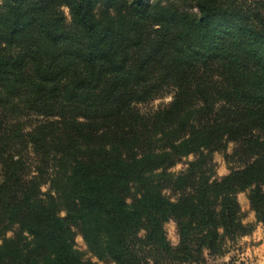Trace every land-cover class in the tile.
Masks as SVG:
<instances>
[{
  "label": "trees",
  "instance_id": "obj_1",
  "mask_svg": "<svg viewBox=\"0 0 264 264\" xmlns=\"http://www.w3.org/2000/svg\"><path fill=\"white\" fill-rule=\"evenodd\" d=\"M244 191L264 234V0H0V264H204Z\"/></svg>",
  "mask_w": 264,
  "mask_h": 264
},
{
  "label": "rangeland",
  "instance_id": "obj_2",
  "mask_svg": "<svg viewBox=\"0 0 264 264\" xmlns=\"http://www.w3.org/2000/svg\"><path fill=\"white\" fill-rule=\"evenodd\" d=\"M65 19L69 22V15L66 8H62ZM171 100V95L162 98H156L151 102L141 105V110L155 109L163 106ZM234 144L229 143L224 152L216 151L212 154L213 177L218 179L229 173L230 168L239 166L240 163L232 158L230 155L233 151ZM227 154V157H226ZM193 159L192 155L183 157L174 167L170 169L172 172H179L186 167V163ZM45 190V188H43ZM166 195H170L167 190L164 191ZM173 198V197H172ZM237 200L241 208V217L243 223H252L254 230L249 235L241 236L235 240L226 239L223 244L225 253L222 256H209L205 252V259L207 264H264V247H260L261 237L264 239L263 228L261 223H257L254 212L249 208L247 199V191L237 194ZM166 238L172 245H176L178 237L175 230V223L168 221L164 224ZM10 235V233H8ZM242 238H247L242 240ZM76 248L83 252L84 258L90 259L94 264H114L108 260H98L87 251L86 245L79 235L75 237ZM249 249V252L248 250ZM220 258H225L223 259ZM148 264H152L149 262ZM168 264V263H167Z\"/></svg>",
  "mask_w": 264,
  "mask_h": 264
},
{
  "label": "crops",
  "instance_id": "obj_3",
  "mask_svg": "<svg viewBox=\"0 0 264 264\" xmlns=\"http://www.w3.org/2000/svg\"><path fill=\"white\" fill-rule=\"evenodd\" d=\"M245 239H247V238H242V240H245ZM259 246L260 247H264V239H263V237H261V242H260ZM247 250L249 252V249H247ZM220 259H223V261H225L224 260L225 258H220ZM204 264H207V263H204Z\"/></svg>",
  "mask_w": 264,
  "mask_h": 264
}]
</instances>
